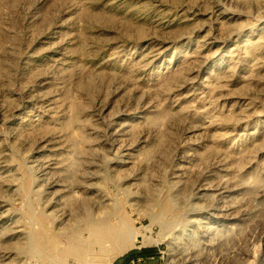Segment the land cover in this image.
Listing matches in <instances>:
<instances>
[{
    "label": "rangeland",
    "instance_id": "374dc122",
    "mask_svg": "<svg viewBox=\"0 0 264 264\" xmlns=\"http://www.w3.org/2000/svg\"><path fill=\"white\" fill-rule=\"evenodd\" d=\"M89 217L112 264H264V0H0V264Z\"/></svg>",
    "mask_w": 264,
    "mask_h": 264
},
{
    "label": "bare ground",
    "instance_id": "6f19581e",
    "mask_svg": "<svg viewBox=\"0 0 264 264\" xmlns=\"http://www.w3.org/2000/svg\"><path fill=\"white\" fill-rule=\"evenodd\" d=\"M161 208H162V212L164 213H168L172 210L171 205L169 204H166ZM89 219L91 223L94 220V218H90V217ZM92 225L93 227L91 229V235L93 236V238H92V242L90 243V245L89 246H78V245L72 244L69 249L70 251L68 250L69 252L76 254L78 260L82 264H112L113 261L118 256L123 255L126 252V250H128L129 244L131 245L134 244L131 238L132 232H130L127 226H125V229H124V226H122L123 223L121 226L119 225L114 226L111 224L98 225L97 223L93 222ZM38 236L40 238H44L43 239L45 240L44 247L47 250H50V249L54 250L53 248L54 237L43 233V231L40 232Z\"/></svg>",
    "mask_w": 264,
    "mask_h": 264
},
{
    "label": "trees",
    "instance_id": "16d2710c",
    "mask_svg": "<svg viewBox=\"0 0 264 264\" xmlns=\"http://www.w3.org/2000/svg\"><path fill=\"white\" fill-rule=\"evenodd\" d=\"M157 256V252L155 250H141V251H133L132 253H130L129 255H127V257H123L122 259L125 261H130V260H135L138 257H142V258H150V257H156ZM121 260V259H119ZM118 260V261H119ZM117 263V261H116ZM115 263V264H116Z\"/></svg>",
    "mask_w": 264,
    "mask_h": 264
},
{
    "label": "crops",
    "instance_id": "0c3cea01",
    "mask_svg": "<svg viewBox=\"0 0 264 264\" xmlns=\"http://www.w3.org/2000/svg\"><path fill=\"white\" fill-rule=\"evenodd\" d=\"M116 264H163L157 260L156 257L142 258L138 257L135 260L125 261L123 259L117 261Z\"/></svg>",
    "mask_w": 264,
    "mask_h": 264
}]
</instances>
